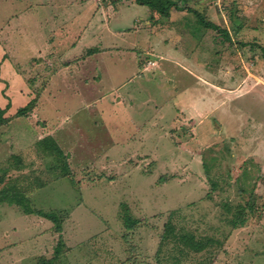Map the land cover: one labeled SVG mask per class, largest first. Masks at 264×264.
I'll list each match as a JSON object with an SVG mask.
<instances>
[{
    "label": "rangeland",
    "instance_id": "rangeland-1",
    "mask_svg": "<svg viewBox=\"0 0 264 264\" xmlns=\"http://www.w3.org/2000/svg\"><path fill=\"white\" fill-rule=\"evenodd\" d=\"M35 1L0 0V189L42 174L30 198L62 229L0 203V264H39L60 238L54 264H264V0H175L165 16L136 0ZM46 135L68 177L48 170ZM169 222L215 243L180 251L162 241Z\"/></svg>",
    "mask_w": 264,
    "mask_h": 264
},
{
    "label": "trees",
    "instance_id": "trees-1",
    "mask_svg": "<svg viewBox=\"0 0 264 264\" xmlns=\"http://www.w3.org/2000/svg\"><path fill=\"white\" fill-rule=\"evenodd\" d=\"M138 3L147 5L152 12H155L159 15L165 16L169 15L170 8L172 6L177 7V1L175 0H136ZM184 7L180 8L183 9ZM189 11L195 13L198 21H200L204 26L209 28H216L221 31V28L214 23L213 21L207 20L205 16L195 8H187ZM226 33V32H224ZM36 103L35 98H33L27 105L20 107L17 110L19 115L27 114L30 112ZM37 145L40 149L46 153V155L51 156L50 166L47 167L51 171H59V177H68L72 173L70 168V163L68 160V155L65 153L63 148L59 145L56 138L52 135H46L38 140ZM21 160V158H20ZM30 180L27 184L20 182L22 178L6 183L0 189V203L9 202L19 205L25 213L28 214H38L47 219H50L54 222V227L56 230L61 231L62 229V217L60 212L56 210L46 211L40 208H37L33 200L30 198L31 192L33 193L39 188L47 185L48 180H43L42 174L34 175L32 178L30 175H27ZM42 177V178H41ZM1 183V180H0ZM239 209V210H238ZM256 209L255 201L248 200L245 204H240L237 208L238 212L233 220L235 227H240L246 225L248 221L249 214H253ZM124 221L128 227L132 228L137 224V219L133 218L129 213L124 215ZM173 237L178 239L179 243H182V247L179 248L180 251L194 250V251H203L209 246L215 243L214 238H196L192 233H182L177 234L175 226L169 222L165 228V231L162 235V241H165ZM65 246L64 240L59 239V242L56 246L55 255L50 259H44L39 264H54V261L60 257L63 252V247Z\"/></svg>",
    "mask_w": 264,
    "mask_h": 264
},
{
    "label": "crops",
    "instance_id": "crops-1",
    "mask_svg": "<svg viewBox=\"0 0 264 264\" xmlns=\"http://www.w3.org/2000/svg\"><path fill=\"white\" fill-rule=\"evenodd\" d=\"M35 1V0H34ZM36 2V1H35ZM39 3H43L44 4V6L46 7V8H48V9H50L51 11H53V10H55V9H58V8H60V9H71V7H72V5L75 3L77 6H81V7H83V5H84V0H63V2H58V0H40L39 1ZM70 3H72L71 5H69ZM71 6V7H70ZM55 15V14H54ZM73 17H75L74 15H72L71 17H70V19H72ZM68 56V57H70V56H72V54H71V51H66V53H65V56ZM66 56V57H67ZM66 61V60H65ZM65 61H63L62 60V62H61V66H62V69L61 70H63V69H69V65H66L65 63H67V62H65ZM60 70V71H61Z\"/></svg>",
    "mask_w": 264,
    "mask_h": 264
}]
</instances>
